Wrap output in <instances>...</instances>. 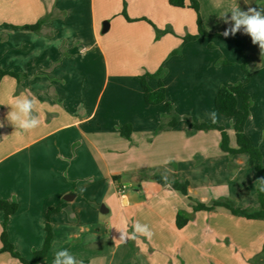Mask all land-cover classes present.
Segmentation results:
<instances>
[{
	"label": "crops",
	"instance_id": "0c3cea01",
	"mask_svg": "<svg viewBox=\"0 0 264 264\" xmlns=\"http://www.w3.org/2000/svg\"><path fill=\"white\" fill-rule=\"evenodd\" d=\"M198 2L203 28L221 36L230 26L220 17L225 11L264 8V0ZM40 20L39 30L22 27ZM156 29L166 32L158 36ZM197 32L196 11L169 0H0V68L21 76L0 81V199L18 203L6 228L22 256L42 247L45 209L59 206L50 216L53 239L42 264H52L62 248L82 264H254L264 246V220L219 208L197 211L178 228V211L192 213V202L155 180L188 181L194 201L259 206L260 176L247 154L226 153L208 141L209 133L193 132L186 110L167 128L170 110L144 101L140 76L163 67L167 101L189 103L206 119L204 103L229 82L214 77L220 57L210 58L208 36L183 43ZM234 36L244 43L249 73L241 67L238 81L252 98L245 131L264 160V93L257 88H264V54L243 29ZM147 82L158 88L157 79ZM18 96L38 101L33 115L41 123L29 132L6 119ZM219 116L220 125V118L229 121L236 147L233 120ZM126 124L129 138L120 133ZM3 220L0 209V237ZM136 222L148 226L151 239L131 238ZM0 264L21 263L0 252Z\"/></svg>",
	"mask_w": 264,
	"mask_h": 264
},
{
	"label": "trees",
	"instance_id": "16d2710c",
	"mask_svg": "<svg viewBox=\"0 0 264 264\" xmlns=\"http://www.w3.org/2000/svg\"><path fill=\"white\" fill-rule=\"evenodd\" d=\"M170 5L174 7H190L197 13L198 32L195 35L188 34L183 37V43L195 40L199 37L211 36L202 26L200 17V5L198 0H169ZM124 16L128 20L130 19L125 11ZM43 21H38L35 24L24 25L23 28L31 30H39ZM157 35L163 34L164 31L156 29ZM231 42L235 43L239 52L243 57L242 68L249 78L247 71V58L244 53V43L235 36L226 37ZM177 50L175 53H179ZM165 69L161 67L155 73H145L140 76L141 87L143 90L144 101L148 105L163 104L166 109L170 110L171 115L166 125L167 128H172L180 121L181 116L174 112L173 105L166 99V88L163 83V77L165 75ZM5 75H11L17 80L21 78L20 74L6 71L0 68V81ZM147 78H155L158 80V88L152 89L147 82ZM252 107L251 95L245 90L244 83L239 82L233 85H221L216 93L214 99V108L222 116L233 120V129L235 133L236 147L230 146L229 136L224 127L217 125L216 123L202 121L200 123H194L189 121V125L193 127V131L217 129L220 132V148L222 151L229 154H247L249 157V164L253 166L255 171L259 174L260 178H264V160L261 150L256 147L249 136L246 134L245 126L250 117ZM164 124L161 125L160 130L166 128ZM132 132V126L126 124L121 126L120 133L123 137L129 138ZM155 180L163 187H168L171 190L177 191L180 194L186 196L192 202V213H188L185 210H179L176 217V224L178 228L184 227L192 218L193 214L197 211H214L219 208H223L229 211L231 214L241 216L247 219H261L264 220V191L260 190V184L257 188V201L259 206L257 209H248L237 206L230 199L213 200L211 203L206 204L200 201H194L189 195V182L186 180H170L165 179L161 175H155ZM0 209L4 213V220L2 222L1 243L2 247L0 252H8L12 257L16 258L21 264H42V261L48 256L52 239L53 228L50 223V216L56 212H59L60 207H48L45 209L46 223H45V238L41 248L33 250L30 258H25L17 250L16 246L10 241L7 233V221L11 215L18 210V203L15 201H8L0 199ZM254 264H264V246L260 256L251 260Z\"/></svg>",
	"mask_w": 264,
	"mask_h": 264
},
{
	"label": "clouds",
	"instance_id": "9594fccd",
	"mask_svg": "<svg viewBox=\"0 0 264 264\" xmlns=\"http://www.w3.org/2000/svg\"><path fill=\"white\" fill-rule=\"evenodd\" d=\"M245 3H249V0H245ZM231 13L230 18L227 14ZM227 27L222 33L223 36H234L237 32L243 29L244 34L251 37L253 44H258L261 53L264 54V8L249 7L247 11H242L239 7L232 9L230 12L225 11L221 16ZM38 101L35 98H28L27 96L15 97L12 101V110L8 112L6 119L16 128L23 132H29L39 127L41 121L38 116L33 115L35 106ZM208 117L212 123H217L219 114L213 110L209 112ZM3 126V122H0V127ZM166 179V178H165ZM260 190L264 191V178L259 179ZM133 234L131 238H135L136 234L142 235L148 239H151L153 233L146 224H140L136 222L133 225ZM87 230L85 227L81 228V231ZM119 240L126 241L129 236L125 230L119 229ZM72 237H69L71 240ZM52 264H82V261H78L67 249H60L55 252Z\"/></svg>",
	"mask_w": 264,
	"mask_h": 264
},
{
	"label": "rangeland",
	"instance_id": "374dc122",
	"mask_svg": "<svg viewBox=\"0 0 264 264\" xmlns=\"http://www.w3.org/2000/svg\"><path fill=\"white\" fill-rule=\"evenodd\" d=\"M208 37H209L208 38L209 39L208 40V42H209L208 47H209V50L212 52V53H210V58H217L218 56L220 57V71L216 72V75L214 76L215 79L217 80L220 78V81H222V82H225V83L229 82V83L223 84V85H233V84H237V83L241 82V81H238V72H241L243 69V68L241 69L242 64L240 63V62L243 63V61L239 62V60H238L239 57L242 58V55L239 52V50L237 49L238 48V47H236L237 45L235 43L231 42L230 40H228L227 38L219 35V34L211 35ZM223 53L226 54L225 55L227 58L226 61H222ZM212 74L210 71V76H209L210 86L213 85V80H212L213 75ZM257 88L259 89L258 95H260L261 93H264V88H262V87H257ZM214 98L215 97L211 98L209 95L208 101L204 103L203 113H205L204 116L206 118L204 121L211 122L209 117H206V116H208L207 114L209 112L215 110L214 109ZM171 104L173 105V108H175V106H177V112H178L177 114L178 115H180L179 111L181 112L183 110H186L185 112H187L188 116H184V118L186 117L187 123L189 121H192L194 123L202 122L198 118L199 115H198L197 111L192 113V110L189 107V105H190L189 103H186L183 101H181V103L179 101H174ZM205 106H207V108ZM220 119L223 121V124L220 125L221 124L220 121H218L216 124L224 127L228 133V129H226L227 128L226 123L229 121H227L225 118H220ZM199 131H203L204 133H209V134H207L209 137L208 138L209 142L215 141L218 144L220 143L219 142L220 141V134H219L217 129L199 130ZM193 132H196V131H193ZM231 136L233 137V131L231 133ZM236 200H239V199H236ZM211 202H212L211 199H207V201H204V203H206V204H209ZM238 204H239V202H237V205ZM70 249H71V246L69 247V250ZM97 264H103V262L102 263L98 262ZM115 264H117V263H115Z\"/></svg>",
	"mask_w": 264,
	"mask_h": 264
},
{
	"label": "built area",
	"instance_id": "2783aa9c",
	"mask_svg": "<svg viewBox=\"0 0 264 264\" xmlns=\"http://www.w3.org/2000/svg\"><path fill=\"white\" fill-rule=\"evenodd\" d=\"M124 190V186H121L120 188H119V192H122Z\"/></svg>",
	"mask_w": 264,
	"mask_h": 264
},
{
	"label": "water",
	"instance_id": "95a60500",
	"mask_svg": "<svg viewBox=\"0 0 264 264\" xmlns=\"http://www.w3.org/2000/svg\"><path fill=\"white\" fill-rule=\"evenodd\" d=\"M106 24H107V23H105V25H106ZM104 30H106V26H105Z\"/></svg>",
	"mask_w": 264,
	"mask_h": 264
}]
</instances>
